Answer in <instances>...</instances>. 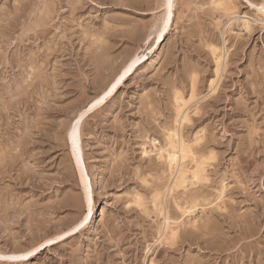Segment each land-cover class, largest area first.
I'll return each instance as SVG.
<instances>
[{"label": "rangeland", "instance_id": "obj_1", "mask_svg": "<svg viewBox=\"0 0 264 264\" xmlns=\"http://www.w3.org/2000/svg\"><path fill=\"white\" fill-rule=\"evenodd\" d=\"M164 1L0 0V256L53 241L0 264H264V0H172L155 51ZM169 128L202 161L173 190Z\"/></svg>", "mask_w": 264, "mask_h": 264}, {"label": "bare ground", "instance_id": "obj_2", "mask_svg": "<svg viewBox=\"0 0 264 264\" xmlns=\"http://www.w3.org/2000/svg\"><path fill=\"white\" fill-rule=\"evenodd\" d=\"M215 4L217 5H220L222 6V9H225L223 10L225 13H226V10H229L231 11L230 9H232L231 7L229 6H226V2H223L222 0H218L216 2H214ZM226 3V4H225ZM164 5L166 6V0L164 1ZM219 6V7H220ZM228 12V11H227ZM168 15V9L166 7V11L161 19V22L158 26V30L156 31L155 33V37L153 39V46H154V50L156 51L157 49H159L161 43L164 41V33L163 32V35H161V31L162 29L164 28V24H163V21H164V18ZM170 22V21H169ZM216 45V44H215ZM211 50V54L215 55L213 56L214 59L216 57V62H217V65L220 63L221 61V57H223L221 54L223 53V55H225L224 51L221 53L220 51V48L216 47V46H211L210 48ZM154 51V52H155ZM142 58V56H135L134 58H131L130 61L121 69V71L116 75V77L106 86V88L103 90L102 94L99 96L98 99H100L101 96H104L105 92L108 91L109 88L112 87V84H114L116 82V80L121 76L123 75V79L131 72L133 66L140 61V59ZM135 62V63H134ZM129 65H132V67L130 68L129 71H127V73L125 74V69H129ZM122 79V80H123ZM121 80V81H122ZM120 81V82H121ZM212 82V81H211ZM118 85V84H117ZM116 85V86H117ZM115 88L111 91V93L108 95H112V93L114 92ZM107 97V96H106ZM191 98V97H190ZM97 99V100H98ZM175 102L177 103L176 105V121L177 122H184V121H187L188 120V115L187 113L188 112H183V107L186 106V102H185V99L183 100L181 97H177L175 98ZM173 104V103H172ZM181 124V123H180ZM178 128V127H177ZM171 129L169 128V131ZM168 131V130H167ZM168 131V134L166 135V140H168V145H167V148L169 150L168 152V155H167V164L169 166V168L172 170V175H173V180H172V184H171V190L173 189H177V188H180V186L184 184V182L189 178H193V179H198V177H202V174L199 173L200 172V167H202V164L200 165V162L197 160L196 162V166L193 165V167L195 166L194 169H192L193 167L188 168V166L186 165V161L188 160V157H190L189 155H191V149H190V146L186 143L185 139L181 138L182 136L179 135V133L177 132V129H174L172 131L169 132ZM71 134V133H70ZM69 138L71 139V135H69ZM72 141V139H71ZM167 142V141H166ZM165 145V144H164ZM72 147H73V144H72ZM164 148V147H163ZM162 150V149H161ZM167 150V151H168ZM81 146H80V143H79V139L77 137V145H76V152L80 155L81 154ZM166 151V152H167ZM2 153V152H1ZM191 153V154H190ZM164 155V153H163ZM193 155V154H192ZM160 157V156H159ZM192 158V156H191ZM190 159V158H189ZM191 160V159H190ZM188 160V162L190 161ZM193 160V158H192ZM191 160V161H192ZM202 160V159H201ZM195 161V160H194ZM203 163H204V160H203ZM200 166V167H199ZM203 170V169H202ZM205 170V169H204ZM203 173V172H202ZM201 175V176H199ZM79 176H80V181L82 184L86 185L87 184V181H88V178L86 176V174L79 168ZM201 179V178H200ZM187 182V181H186ZM199 183V182H198ZM88 187V186H87ZM165 187V186H164ZM156 188V187H155ZM89 189V187H88ZM159 190V189H158ZM191 192V191H190ZM162 194V193H161ZM196 194V193H195ZM186 196V195H185ZM171 197V196H170ZM180 198V197H179ZM187 199V198H186ZM152 200V199H151ZM162 201V200H161ZM193 202V201H192ZM158 204V203H157ZM189 204V203H188ZM169 219V218H168ZM167 218L165 219V222H166V225H165V228L166 229H169V220ZM83 219H81L78 223H80ZM77 223V224H78ZM76 224V225H77ZM75 225V226H76ZM161 225V224H160ZM74 226V227H75ZM165 230V229H164ZM172 231V229H169ZM174 230V228H173ZM163 231V230H162ZM168 231V230H166ZM164 231V232H166ZM160 233V232H159ZM168 233L171 235L173 233H170L168 231ZM174 234H172L171 236H173ZM51 240V239H50ZM48 241V240H46ZM45 241V242H46ZM45 242L41 243V244H44ZM40 244V245H41ZM39 245V246H40ZM38 246V247H39ZM22 254H25V253H22V252H16V253H13L11 254L12 255H22Z\"/></svg>", "mask_w": 264, "mask_h": 264}, {"label": "snow or ice", "instance_id": "obj_3", "mask_svg": "<svg viewBox=\"0 0 264 264\" xmlns=\"http://www.w3.org/2000/svg\"><path fill=\"white\" fill-rule=\"evenodd\" d=\"M166 7L168 9V15L164 18L163 24L164 28L161 31V35H163V32L167 31L169 21L172 18V8H173V3L172 0H166ZM260 11L264 12V5H261ZM135 63V62H134ZM132 65H129V69H125V74L127 71L130 70ZM123 79V75H121L114 84H112V87L108 89L107 92H105L104 96H101L100 99L95 100L93 103H91L85 112H82L80 114V118L83 119L85 115H87L88 112H91L93 108L96 107V105L101 104L103 100L105 99L106 96H108L111 91L116 87L117 84L120 83V81ZM79 124V120L76 121V124L73 125L72 132H71V139H72V144H73V151H76V145H77V131H76V125ZM85 191L88 193L90 190L88 189L87 185L85 186ZM87 202H88V214L84 215L83 220L78 223L75 227L71 229V232H77L79 229L83 228L84 225L88 222L89 215L91 214V209H92V201L90 196L87 197ZM71 233H65V235H70ZM63 237L58 236L57 239H62ZM53 241L48 240L46 241L47 244H51ZM45 247V244H41L40 248ZM40 248H34L32 251H28L25 254L22 255H12V256H0V260H18V261H27L29 257L34 256L36 252L40 250Z\"/></svg>", "mask_w": 264, "mask_h": 264}]
</instances>
